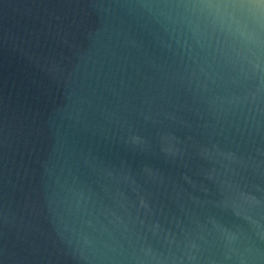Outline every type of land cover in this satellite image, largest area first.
Segmentation results:
<instances>
[{
  "label": "water",
  "instance_id": "water-1",
  "mask_svg": "<svg viewBox=\"0 0 264 264\" xmlns=\"http://www.w3.org/2000/svg\"><path fill=\"white\" fill-rule=\"evenodd\" d=\"M0 264H264V0H0Z\"/></svg>",
  "mask_w": 264,
  "mask_h": 264
}]
</instances>
